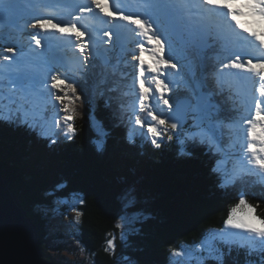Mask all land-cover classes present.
Listing matches in <instances>:
<instances>
[{
	"label": "trees",
	"instance_id": "obj_1",
	"mask_svg": "<svg viewBox=\"0 0 264 264\" xmlns=\"http://www.w3.org/2000/svg\"><path fill=\"white\" fill-rule=\"evenodd\" d=\"M95 86L102 89L99 80ZM77 93L83 102L74 103L71 140L65 137L66 141L48 146V139L36 129L0 121V172L34 220L45 259L58 264H176L183 258L171 256V251L194 247L210 230H220L240 193L255 208V215L264 218V183L253 178L252 184H244L243 177L233 193L224 196L223 187L216 189L220 180L210 173L207 158L206 164L200 156H182L176 146L139 149L136 136L127 141L124 131L113 125L118 119L127 123L125 118H112L101 108L113 93L98 91L97 100L93 93ZM90 116L107 133L99 135L105 143L102 150L92 143ZM59 130L57 135L63 127ZM57 185L62 186L59 192ZM130 187L143 210L137 222L125 219L133 211L123 206V193ZM73 197L83 200L75 205L81 216L63 227L57 217L68 211L65 199ZM109 239L115 249L106 251ZM50 241L58 243L61 253L72 244L74 260L63 261L49 252ZM236 250L226 249L222 264H249L256 259L243 249L237 255ZM205 264L221 262L206 260Z\"/></svg>",
	"mask_w": 264,
	"mask_h": 264
},
{
	"label": "snow or ice",
	"instance_id": "obj_2",
	"mask_svg": "<svg viewBox=\"0 0 264 264\" xmlns=\"http://www.w3.org/2000/svg\"><path fill=\"white\" fill-rule=\"evenodd\" d=\"M237 0H145L147 11L146 19L140 16L133 17L126 15L123 11L113 6V10L106 12L109 7L108 0H91L90 6H81L80 12L92 13L98 9L100 13L107 16L114 14L119 20L127 21L139 29V36L146 37L147 43L154 45L149 50L152 64L145 68V61L141 58L146 48L143 43H139V55H133L134 61H139L138 73L134 77L133 88L138 85L139 88V110L147 113V118L142 119L139 115L135 117V125L143 131L140 135H147L151 144L160 148L165 137L168 141L175 138L179 139L182 145H200L207 147L208 151L219 155L224 146L215 135L214 123L211 114L206 116L196 115L199 111L198 104L192 108L194 113L193 122L186 127V113L181 111L179 105L174 106L166 97L171 92L168 83L165 82V69H176L177 64L172 63V57L165 58L157 55L164 50V44L167 39L162 40L165 28L176 30L183 28L192 37L189 44L193 47L201 45H212L223 43L226 47L228 44H244L250 50L249 58L243 59L241 53H230L227 57L228 62L222 63L223 68L242 69L245 72L253 73L259 80V87L256 92L259 98H254L255 113L251 118L245 119L243 123L248 125L246 148L244 141H240V155L236 157L237 168L235 171L222 168V160L216 161V166L212 171L216 173L220 180V185L227 186L235 184L244 176H264V31L256 32L244 27L238 17L251 15L258 17L264 23V0H243L238 8H233ZM247 8L248 11H242ZM79 17H73V21ZM234 22V27L233 23ZM28 27L33 29L46 30L47 28L55 29L61 34H73L75 37V48L83 57L87 67L88 63L96 59L97 56L103 55V52L94 50L92 43L83 41L85 33L77 28L75 22L70 25L60 26L53 23L51 19H35ZM236 29H240L237 32ZM247 33V36L242 35ZM195 34V35H193ZM113 33L105 31L104 36L111 39ZM31 40L37 48H41L42 40L39 34H32ZM107 43V41H105ZM4 52L13 53L12 47L3 49ZM106 51V50H105ZM0 58V121L15 123L27 126L33 130L43 129L48 122L47 108H39L38 98L47 97V103H51L54 98L56 104L61 105L60 112L62 117H52L55 121V127L61 128L63 121V135L68 139H73L75 128L74 121L75 101H80L81 96L77 93L78 84L76 81L66 82L67 77L62 76L57 68V61L52 59L46 62L47 71L45 77L50 76L48 80L39 81L50 91L37 87L36 78L25 70L18 63L16 66L12 58L8 55H2ZM234 56L235 58H231ZM255 60V62H254ZM7 62V63H5ZM146 73L151 75V80L146 79ZM154 86L155 94L159 96V102L168 108L170 115L161 118L152 106L146 101L152 95ZM60 93H63L62 95ZM199 103V97H197ZM56 104L52 107L55 109ZM259 128V131L257 129ZM52 143L56 140L52 139ZM103 148L102 141H97V149ZM182 149V153H184ZM190 155V153H187ZM251 166V167H250ZM62 190L61 185H57L56 191ZM76 202L82 204V198L76 197ZM139 203L137 193L134 188L130 187L123 193V206L125 210L133 209L125 219L137 222L143 215V210L138 208ZM69 207L75 212L77 218L81 212L75 208V204ZM78 222V220H77ZM118 227L120 224L118 223ZM233 248L243 249L249 257L255 256V260H250L249 264H264V218L255 215V208L248 204L243 198L239 199L238 204L231 208L227 219L224 221V228L210 232L205 239L199 244L192 246H183L179 249H173L171 256L178 259L176 264H205L206 260L220 261L222 264L224 251L227 249L231 252ZM115 249L113 239L107 241V248Z\"/></svg>",
	"mask_w": 264,
	"mask_h": 264
},
{
	"label": "water",
	"instance_id": "obj_3",
	"mask_svg": "<svg viewBox=\"0 0 264 264\" xmlns=\"http://www.w3.org/2000/svg\"><path fill=\"white\" fill-rule=\"evenodd\" d=\"M0 264H58L43 257L37 226L2 173Z\"/></svg>",
	"mask_w": 264,
	"mask_h": 264
},
{
	"label": "rangeland",
	"instance_id": "obj_4",
	"mask_svg": "<svg viewBox=\"0 0 264 264\" xmlns=\"http://www.w3.org/2000/svg\"><path fill=\"white\" fill-rule=\"evenodd\" d=\"M3 4H1V6H2ZM2 8H4V6H2ZM10 12L8 11V9L7 8H5L4 9V12H3V21H8L9 19H10ZM166 29L168 30V31H172V29H170V28H168V27H166ZM146 48V51H148V55H147V57L148 58H150V54H149V50L152 48H149V47H145ZM175 51H177V52H179V47H176V46H174L173 48H168V49H166L165 48V46H164V50L161 52V53H158L157 55H162V56H164V54H169V53H173V52H175ZM169 78H171V76H168V74H166V77H165V81H167V79H169ZM102 80L103 81H110L111 79L108 77V76H102ZM110 85H111V87L113 88V82L112 83H110L106 88H104V92L105 93H107L108 91H109V87H110ZM114 90H115V88H113ZM102 89H100L99 91H101ZM109 98V97H108ZM81 102H83L82 101V99L80 100ZM80 101H78V102H80ZM109 101H112L113 103L115 102V100H114V97L113 98H109ZM75 102H77V101H75ZM212 107H216V106H212ZM92 117V116H91ZM91 121H95V119H94V117L92 118V120ZM245 141H247V136H245ZM92 143H94V142H92ZM95 144V146L97 147V142L96 143H94ZM97 149V148H96ZM103 149V148H102ZM101 149V150H102ZM65 203H66V205H67V212L66 213H62V214H55V215H58V217H57V219L59 220V222L60 223H62V226L63 227H68V223H69V221L71 222V220H76V215H75V212L72 210V208L71 207H69V205L70 204H77V202H76V197H73V198H71V199H65ZM44 209V208H43ZM50 213H54L55 212V210L54 209H50ZM73 222V221H72ZM124 226H126V225H124ZM125 228V227H124ZM126 229V228H125ZM127 230H129V229H127ZM68 240V239H67ZM69 242V241H68ZM49 244H50V246H49V252H51L53 255L54 254H57V255H59L60 256V258L63 260V261H71V260H74V250H75V248H73V249H70L69 247L71 246V247H74L72 244H68V245H66L65 247H66V249H64V251H63V253H61V252H58L57 251V242L55 241V242H49Z\"/></svg>",
	"mask_w": 264,
	"mask_h": 264
},
{
	"label": "bare ground",
	"instance_id": "obj_5",
	"mask_svg": "<svg viewBox=\"0 0 264 264\" xmlns=\"http://www.w3.org/2000/svg\"><path fill=\"white\" fill-rule=\"evenodd\" d=\"M62 41L66 44V46L63 47V48H64L63 50H64L65 53H67V51H70V49H68V48L71 47L72 43H68V41H66L65 39H63ZM62 46H63V45H62ZM55 49L58 50V48H57L56 46H55ZM102 49H103L104 51H105V50L107 51V48H102ZM131 73H132L133 75H135V68H134V67L132 68ZM102 76H108V77L111 79V77H110L108 74H103ZM113 85H114L113 88L116 89V83H113ZM113 88H112L111 85H110V87H109V91H108V92L113 93V96H110V98H113L114 95H115V90H114ZM226 103H227V101H226ZM232 106H235V103H234V102L232 103ZM233 109H234L235 111H237V108H236V107H233ZM125 120L127 121V123H129V122H128V119L125 118ZM52 129H53L52 124H49V130H48V131H52ZM0 174H1V172H0Z\"/></svg>",
	"mask_w": 264,
	"mask_h": 264
}]
</instances>
